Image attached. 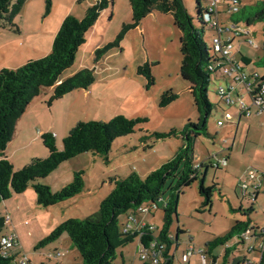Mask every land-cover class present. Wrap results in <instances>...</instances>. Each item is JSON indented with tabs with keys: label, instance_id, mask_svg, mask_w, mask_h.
<instances>
[{
	"label": "rangeland",
	"instance_id": "obj_1",
	"mask_svg": "<svg viewBox=\"0 0 264 264\" xmlns=\"http://www.w3.org/2000/svg\"><path fill=\"white\" fill-rule=\"evenodd\" d=\"M264 0H241V7L252 9L254 4ZM92 0H53L52 8L46 11L45 0H27L21 12L15 17L16 26L0 29V70L4 67L16 68L30 59H39L49 29L69 11L77 17L84 15ZM193 16L197 18V0H184ZM208 2L201 0L202 7ZM226 14V13H225ZM132 19L130 0H113L103 10L96 23L87 32V41L80 48L76 60L67 68L61 79H65L84 67L93 68L95 82L88 89H75L64 97L49 104L53 87L44 88L35 97L25 113L17 120L15 134L7 146V155L16 169L23 167L34 157H46L48 149L41 134L55 131L59 147L63 146V137L79 121L109 120L118 114L128 117H147V121L136 126L133 133L116 138L108 157L93 152L80 153L63 162L47 177L36 182L48 184L52 191H59L70 183L74 173L84 171V189L76 196L56 205L43 206L37 203L33 182L23 193H14L9 199L0 203V212L8 223L5 232L15 230L21 238L19 252L21 260L32 264H82L83 258L72 244L68 233L58 239L40 246L39 243L55 227L70 217H86L96 213L100 202L111 192L117 177L128 176L137 172L142 178L171 159L183 140L178 136L156 138L154 132L182 129L189 122H196L199 112L190 91V83L180 72L182 53L180 50L179 29L175 26L173 16L157 11L142 19L139 26L130 29L118 46L108 49L98 60L95 51L116 39L126 22ZM245 23V22H243ZM264 22L251 25L252 36L259 44L264 35ZM213 31H205V39L211 47ZM233 53L238 48L249 59L247 71L253 69L259 73L264 67L256 66L255 60L264 55V49L247 41L235 40ZM240 58V54H237ZM240 60V59H239ZM145 62L152 63L155 82L147 88V79L138 73V66ZM245 64L246 61H241ZM219 81L212 76L208 88V97L213 109L208 119V131L213 136L199 137L194 146L195 158L208 163L207 155L213 157L205 175V185H216L211 206H203V197L199 192V180L184 186L178 197L177 214L174 216L171 233L176 235L179 227L178 250L174 251V264H212L213 258L207 252V243L218 236L225 235L237 220H246L243 209L253 208L250 213L251 233L243 241L234 237L225 245L217 246L213 255L216 264H243L247 258L252 264H259L260 254L251 247L262 238L264 230V186L259 194L248 187L243 193L241 183L247 180L251 169L264 171V156H256V149L264 151V116L239 119L238 106H229L218 99L216 86ZM171 89L178 94L177 99L161 107L159 105L164 91ZM245 101L251 98L245 90ZM224 111H229L233 119L224 126L218 121L224 118ZM261 116V115H260ZM240 126L237 131V125ZM251 124V129L249 125ZM215 138V139H213ZM231 145L233 146L231 148ZM231 148V149H230ZM228 165L223 166L222 161ZM219 162L220 166H216ZM201 167L200 177L205 173ZM250 185V184H249ZM171 190L165 189L158 201L159 207L150 213L137 214L138 222L153 224L156 232L163 225V207L170 197ZM11 212V214H10ZM11 217V221H10ZM126 216H121L125 222ZM15 227V228H14ZM13 230V231H14ZM138 239L117 250L114 264H142L138 250ZM174 245H176L174 243ZM188 246L194 247V254L189 262L183 261L182 253ZM226 248L230 252L226 255ZM57 252L60 254L55 255ZM205 253V259L202 258ZM226 256V261H225Z\"/></svg>",
	"mask_w": 264,
	"mask_h": 264
},
{
	"label": "trees",
	"instance_id": "obj_2",
	"mask_svg": "<svg viewBox=\"0 0 264 264\" xmlns=\"http://www.w3.org/2000/svg\"><path fill=\"white\" fill-rule=\"evenodd\" d=\"M26 1L0 0V29L16 26L14 19L21 12ZM92 1L82 17L72 14L64 17L47 55L39 59H30L16 68L4 67L0 70V203L9 199L14 193H23L32 182L36 201L43 206L56 205L76 196L85 186L83 170L75 172L73 180L55 192L48 184L36 181L47 177L63 162L80 153L90 151L108 157L116 138L135 132L139 123L148 120L147 117H128L118 114L109 120L79 121L63 137L62 147L58 146L53 132H43L41 138L48 149V155L34 157L18 169L6 155L7 146L15 134L17 120L44 88L53 87V93L48 101L52 104L54 100L64 97L75 89H88L95 82L94 69L89 67H84L70 77L61 79V74L75 62L79 48L86 43L89 29L96 23L101 12L113 3V0ZM45 3L46 11L49 12L53 0H45ZM130 4L131 21L123 24L113 42L96 49L95 59L98 60L108 49L118 46L125 34L139 26L142 19L150 13L157 11L171 14L175 26L181 33L180 72L182 77L190 83V91L194 97L199 118L196 122L189 121L182 129L173 128L169 131L154 132L156 138L171 136L182 138V144L171 159L151 170L144 178L134 171L128 176L117 177L113 189L100 202L96 213L86 217H70L62 221L39 243L40 246L46 245L58 239L63 233H68L73 246L78 249L83 258L82 264H114L117 250L136 239L145 248H148L152 241L165 243L166 260L161 264H174L172 252L173 249L177 251V240L183 230L179 227L172 239L171 225L177 214V202L181 189L199 180V192L203 197L202 205L211 206L216 188V185H205V175L213 162L206 164L203 160H197L194 152L195 142L199 137H213L207 127L213 109V103L208 97V88L212 76L218 73L220 67L212 71L209 66L218 61L225 62L222 55L209 47L206 42L205 31L210 29L205 21L206 8L202 7L201 0H197V18L200 21L198 25L194 22L184 0H130ZM224 13L227 15V22H223L219 12L223 24L234 22L251 28V25L259 21L264 22V1L254 4L252 9L240 7L237 12ZM247 38L246 34L237 36L239 43L247 41ZM256 47L264 49V38ZM238 54L243 56L246 62L250 61L241 50ZM254 62L256 66L264 67V55L259 56ZM138 73L146 77L147 88L154 84L152 63L145 62L139 65ZM177 97V93L168 89L162 93L159 105L167 106ZM202 166H205L206 170L200 177ZM216 166H220L219 162ZM167 186L171 193L163 207V225L159 231L133 229L125 232L121 216L130 213L143 203H157L159 207L158 201L163 197ZM240 209L243 210L247 219L237 220L225 235L218 236L207 243V252L213 258L212 264H216L217 256L213 255V251L217 246L227 244L234 237L242 238L247 230H251L252 220L249 215L253 208ZM7 223V218L0 212V238L3 235L15 234L4 231ZM17 248H19L18 238L17 245L13 247L3 249L0 244V264H22ZM230 251V248H226V255ZM224 259L226 261V256ZM23 264L32 263L29 261ZM142 264L151 263L142 262Z\"/></svg>",
	"mask_w": 264,
	"mask_h": 264
},
{
	"label": "built area",
	"instance_id": "obj_3",
	"mask_svg": "<svg viewBox=\"0 0 264 264\" xmlns=\"http://www.w3.org/2000/svg\"><path fill=\"white\" fill-rule=\"evenodd\" d=\"M208 2L205 12V21L207 22L210 29H212V45L211 47L220 53L225 59V62L218 61L216 64L209 66L210 70L214 71L219 68L217 74H214L215 78L219 81L216 86V95L218 99L225 102L229 106L236 105L239 110V119L242 117L250 118L254 113H264V72L259 73L257 70L248 72L245 70V65L237 60L235 56L238 54L240 48H238L237 54L233 53L234 41L237 40V36L241 34L247 35V42L254 46H258L252 36V31L249 27L244 24H237L234 22L222 23L219 17L221 2H225L227 7L226 11L237 12L241 7V0H206ZM227 78H231L228 81ZM245 90L250 95L251 103L248 104L245 101ZM252 107L256 110L253 112ZM233 119V115L229 111H224L223 120L218 121L219 126H224L227 121ZM227 160L222 161V165L225 166ZM260 171L257 169H251L247 175V180H243L241 188L243 193H247L248 187L253 188L254 194H259L264 186V171L258 174ZM250 184V185H249ZM158 208L157 203H143L138 206L135 210L126 214V220L123 222V230L129 231L133 229H141L145 231H155L156 228L153 224L147 223L146 221L138 222L136 217L137 214L150 213L152 210ZM251 230H247L243 237L240 239L243 241L249 236H255L259 238L255 233L250 234ZM172 239L174 235L170 236ZM256 245L252 246V250L259 251L260 260L259 264H264V230L262 232V238L257 239ZM178 241V240H177ZM178 243V242H177ZM0 244L3 249H7L17 245V236L15 234L3 235L0 238ZM166 244L163 242L152 241L148 248H145L139 243L138 250L140 260L142 262H150L151 264H161L166 257H164V250ZM57 252L55 255H59ZM194 254V247L188 246L182 253L183 261H189L190 257ZM202 258L205 259V253L202 252ZM26 261L22 260V264ZM243 264H252L247 258L243 261Z\"/></svg>",
	"mask_w": 264,
	"mask_h": 264
},
{
	"label": "crops",
	"instance_id": "obj_4",
	"mask_svg": "<svg viewBox=\"0 0 264 264\" xmlns=\"http://www.w3.org/2000/svg\"><path fill=\"white\" fill-rule=\"evenodd\" d=\"M93 2V1H92ZM92 2H91V4H92ZM219 7H220V12H221V18H222V20H223V22H227L226 21V17H227V15L224 13V12H226V7H227V5H226V3H224V2H222L220 5H219ZM68 12L69 11H66V13L57 21V23H55V25L53 26V27H51V28H49V29H46V28H44V30H43V32L44 33H47V34H49V36H47V38L45 39V41H44V49L42 50V54H48L49 52H50V50H51V47H52V44H53V41H54V38H55V35H56V33H57V31L59 30V28H60V25H61V23H62V21H63V19H64V17L68 14ZM131 12H132V10H131ZM223 12V13H222ZM240 50H241V48H240ZM235 58L237 59V60H239L240 62L241 61H245L244 60V57L243 56H241L240 58H238L237 57V55L235 56ZM247 62H245V70H248V67H247V64H246ZM254 70V69H253ZM252 71V70H251ZM248 72H250V70L248 71ZM263 73V72H262ZM227 80L228 81H231L232 79L231 78H227ZM246 97V96H245ZM248 103V102H247ZM252 109H253V112H255V108L254 107H252ZM261 115V116H260ZM254 117L255 116H257V117H262V116H264V113H261V114H258V113H254V115H253ZM252 116V117H253ZM252 117H250V118H252ZM240 120H241V118H240ZM239 126H240V121H239V124L237 125V131L239 130ZM249 129H251V124L249 125ZM53 133L56 135V137L58 136L56 133H55V131H53ZM213 139H215V138H213ZM233 146L231 145V148H232ZM230 148V149H231ZM257 157L258 156H264V151H260L259 149H256V151H255V153H254ZM6 155H7V150H6ZM214 155H216V154H208L207 155V159H208V163H210V161H212L213 160V157H214ZM8 156V155H7ZM8 158H9V156H8ZM218 163V162H217ZM207 164V163H206ZM228 165V162H227V164L225 165V166H227ZM10 214H11V212H10ZM10 221H11V217H10ZM15 228V227H14ZM14 230V229H13ZM13 230H9L8 232H13V233H15L16 235H17V238H18V242H19V245H20V240H21V238H20V236H19V234L17 233V232H15V230L13 231ZM178 245H179V238H178ZM177 250H178V248H177ZM189 262V261H188Z\"/></svg>",
	"mask_w": 264,
	"mask_h": 264
}]
</instances>
